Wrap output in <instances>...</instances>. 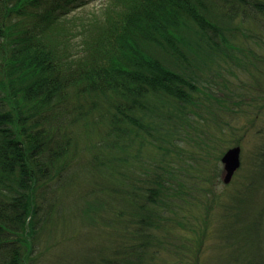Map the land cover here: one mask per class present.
Wrapping results in <instances>:
<instances>
[{
  "label": "trees",
  "instance_id": "1",
  "mask_svg": "<svg viewBox=\"0 0 264 264\" xmlns=\"http://www.w3.org/2000/svg\"><path fill=\"white\" fill-rule=\"evenodd\" d=\"M93 1L0 0V264H264V210L254 228L240 211L254 183L221 179L264 111V0L69 17Z\"/></svg>",
  "mask_w": 264,
  "mask_h": 264
},
{
  "label": "rangeland",
  "instance_id": "2",
  "mask_svg": "<svg viewBox=\"0 0 264 264\" xmlns=\"http://www.w3.org/2000/svg\"><path fill=\"white\" fill-rule=\"evenodd\" d=\"M108 3L109 0L93 1L87 6L75 8V10L69 14V17L71 19L78 18V20L84 19L83 21L86 22L89 19L93 18V14H98L99 12H101L108 5ZM81 24V21H78L77 27L79 28ZM231 134V136H235L234 141L237 140L241 142L242 165L233 178L234 182L232 181V187H229L226 190V194L232 195L235 191L242 188L247 178L254 183L253 189L250 191V193H248V195H246L243 206H241L240 209L245 217V219L243 220L244 225H248L250 226V228H254L256 223H258L260 213L264 210V165L261 166L255 157V154H257L259 148L264 145V111H259L258 108L250 111L247 115L239 120V124L232 130ZM235 146L236 145L233 144L232 147ZM222 169L223 171L221 179L223 180L225 173L224 167ZM221 188L224 189L223 187ZM228 204L231 207L232 205H235V199L230 198ZM231 222L232 217L230 215H227V217L223 221L224 225H222V229H224V232H226V234H228V232L230 231L233 233L235 232L234 234L237 238V235L241 237V230H239L238 227L232 228V226L234 225H232ZM79 226L81 227L80 224ZM217 241H219L220 243L219 237ZM84 244L85 241L81 240L73 245L71 247L70 255H72L75 251L84 248ZM221 254H223L222 251L218 250L217 248L212 249L211 253L210 250H206L204 248L203 253L201 254V258L205 260L206 257H220L218 259L219 263L224 264L225 261H223V259L221 258ZM66 262L67 261L63 260L61 264H66Z\"/></svg>",
  "mask_w": 264,
  "mask_h": 264
},
{
  "label": "water",
  "instance_id": "3",
  "mask_svg": "<svg viewBox=\"0 0 264 264\" xmlns=\"http://www.w3.org/2000/svg\"><path fill=\"white\" fill-rule=\"evenodd\" d=\"M242 148L240 146H235L228 149L222 157V164L224 167V178L223 182L228 185L232 182L237 171L242 165Z\"/></svg>",
  "mask_w": 264,
  "mask_h": 264
}]
</instances>
